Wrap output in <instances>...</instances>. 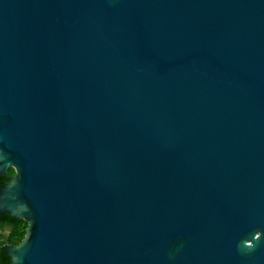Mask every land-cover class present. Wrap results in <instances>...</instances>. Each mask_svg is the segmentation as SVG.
<instances>
[{"label": "water", "instance_id": "1", "mask_svg": "<svg viewBox=\"0 0 264 264\" xmlns=\"http://www.w3.org/2000/svg\"><path fill=\"white\" fill-rule=\"evenodd\" d=\"M12 264H264V0H0Z\"/></svg>", "mask_w": 264, "mask_h": 264}, {"label": "trees", "instance_id": "2", "mask_svg": "<svg viewBox=\"0 0 264 264\" xmlns=\"http://www.w3.org/2000/svg\"><path fill=\"white\" fill-rule=\"evenodd\" d=\"M14 170L0 178V187L8 184L14 177ZM29 225L23 220L14 219L10 214H0V264H12L13 258L5 252L6 247H19L26 238Z\"/></svg>", "mask_w": 264, "mask_h": 264}]
</instances>
